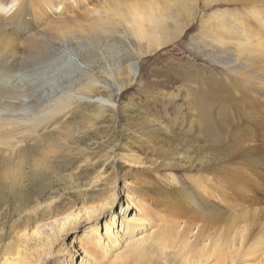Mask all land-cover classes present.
<instances>
[{"label": "rangeland", "instance_id": "obj_1", "mask_svg": "<svg viewBox=\"0 0 264 264\" xmlns=\"http://www.w3.org/2000/svg\"><path fill=\"white\" fill-rule=\"evenodd\" d=\"M24 1L28 2L24 24L13 28L19 32L17 43L24 49L21 71L30 72L43 67V50L35 47L36 42H31L43 38L53 42L79 43L76 51L86 57L85 65L67 72V75L73 73V77H66L70 84L64 85L70 91L79 93L83 91L82 87L87 88L83 85L87 72L97 78L105 72V80L109 79L108 72L117 75L121 72L120 79L126 80L130 75L129 66L137 65V74L126 81L118 95L113 80L109 79L112 89L105 88L103 95L106 100L115 97V109L106 107L102 113L96 103L65 108L61 116L58 114L52 119L42 139H33L29 133L27 135L32 138L20 141L19 134L26 132L25 127L10 137L0 135V264H6V258L15 257L18 251L30 253L40 264H63L55 258L48 259L50 249L60 255L64 264L71 249L76 252L72 264H112L111 257L101 258L102 262H99V257L104 255L88 234L98 229L104 235L105 221L115 216L119 224L122 218H139L150 229L158 226L151 217L152 212L161 217L177 213L175 232L184 227H192L193 231L200 229L206 238L211 235L214 242L219 238L221 241L230 240L231 226L234 225L232 212L242 214L248 211L251 214L257 209L258 213L253 217L259 219L264 208L263 172L258 177L261 188L257 187V178H251L247 182L248 190L239 196L240 177L233 171H218L214 176L226 191L216 193L211 189L212 195L205 196V182H197V179L205 170L206 157L227 156L234 151L235 142L232 140L236 137L232 136H237L239 131L233 129L230 133L232 127L229 126L219 147H213L210 142L202 140L200 122L194 115L195 109H191L195 105V91L201 93L203 90L195 88L190 80L214 72L215 78L227 87L218 99L220 112L228 113L234 122L242 123L240 118H244V111L251 108L264 122V95L243 90L233 92L232 83L239 80L224 68V64L225 67L245 65L249 70L264 71V48L257 50L254 48L256 44H252V49L245 51L251 41L246 44L228 35L222 36L225 39L222 41L216 37L219 28L216 23L223 22L229 30L227 20L244 16L251 9L248 4L227 0L218 3L197 0L194 4L191 0L190 7L187 6L193 10L190 26L178 39L149 53L146 42L139 44L118 17H114L116 22L111 25L101 23L102 28L94 27L100 21H96L92 10H100L105 16L102 8L105 4L126 6L130 0ZM175 15L170 24L178 23L168 24L166 31L173 36H177V26H186L184 14ZM9 16L1 12L0 20ZM73 19L80 29L74 28ZM71 54L76 55L75 52ZM229 60L231 64L226 65ZM65 71L61 69L64 76ZM49 85L45 86L46 89ZM51 86L56 91L54 94H58L57 85ZM51 89L47 90L53 93ZM37 90L40 92L29 95L36 100L34 108H25L26 113L22 114L20 107L11 104L23 94L15 90L5 77L0 78V120L9 129H13L10 128L13 125H8L6 120L30 113L32 116L48 108L52 95H45L43 89ZM147 131H152L155 138L144 140ZM126 154L135 161L124 159ZM263 156L264 152H261ZM176 188L194 197L204 196L210 202L209 207L200 211L193 207H189L190 211L178 210L170 198V190ZM235 195L242 199L243 205L229 208L224 200ZM142 204L146 211H140ZM85 208L97 210V213L86 220L83 213L80 214ZM51 225L56 229L53 230ZM155 229L145 234L150 236ZM169 229L164 228L158 235L170 233ZM25 236L32 239L29 247L24 243ZM87 243L91 249L86 255L82 247ZM209 250L214 252L215 248ZM190 252L194 254V250ZM183 258L184 263L193 264L187 252ZM144 260L148 261L147 258ZM208 262L215 263L213 259ZM256 263L253 257L240 262L222 259V264ZM170 264H180V259L176 257Z\"/></svg>", "mask_w": 264, "mask_h": 264}, {"label": "bare ground", "instance_id": "obj_2", "mask_svg": "<svg viewBox=\"0 0 264 264\" xmlns=\"http://www.w3.org/2000/svg\"><path fill=\"white\" fill-rule=\"evenodd\" d=\"M82 1L84 2V0ZM130 1L131 2L127 5L125 4L126 6L105 4L102 7L105 10V16H103L100 10H92L91 12L96 15V21H100V23L94 24V27L97 29L102 28L101 23L111 25L116 22L114 17H118V21L123 20L124 27L129 30L139 44L146 42L147 52L151 53L153 49L160 50L170 42L178 39L184 33L185 29L190 26L193 10L187 6L190 7L189 3L191 0ZM192 1L194 4L197 3V0ZM209 1L211 3L219 2V0ZM227 1H241L242 4H248L251 9L247 10L242 17L235 20H227L231 25L225 22L227 26H229V30H227L223 22L224 25L221 22L216 23L219 27L216 37H219L222 41L225 40L222 36L228 35L231 39L238 38L246 44L251 41L247 48L244 49L245 51H248L247 49H252V44H256L254 48L257 50L264 48V6L261 5L264 3V0ZM12 2L13 0H0V13L3 12L5 8H8ZM27 3L28 2L24 0H20V3L12 11V14L4 18V20H0V78L5 77L6 80L12 83L15 90H19V92L23 94L21 97L24 98L20 97L17 99L18 101H13L11 104L20 107L23 110L22 114L26 113L24 112L25 108L31 109L36 104L35 98L29 95L40 92L37 89H43V92H46L45 95H47V93L51 94L52 100L49 101L48 108L43 112H37L32 116L30 115L31 113L28 112L30 116L28 114H26L28 116L24 117L23 115H18L19 117L16 119L6 120L8 125H13L10 127L13 129H9L7 125L0 120L1 137L5 135L10 137L13 133L19 134V131H21L20 129L24 130V127L25 129L27 128L26 132L24 131L19 134L20 137L18 139H20V141H24V139H28V137L31 136L33 139L37 137H39V139L44 138L48 128L53 122L52 119L58 114L61 116L62 110L65 108L71 109L73 106L75 107V105L96 103V106L101 109L102 113H105L106 107L115 109V97L111 96V99L106 100L105 95H103L105 88L112 89L109 79L113 80L114 88H116V94L118 95L124 89L126 81L128 82L130 77L136 76L137 74V65L129 66L130 75L126 80L120 79L122 76L121 72H119L118 75L112 71L108 72L107 77L109 79L107 80H105V72L100 74L99 78L93 73L87 72L86 81L83 84L86 85L87 88H83V85L81 87L83 91L87 89L88 91H81L79 93L70 91V89H65L64 85L70 84L68 82L70 79L66 77H73V73L67 75V72H70V69H72L73 72L75 68L79 69L80 65L81 67L85 65L84 60L86 57L76 51V45L79 43L77 41L53 42L43 38L40 40L37 38L31 40L33 43L36 42L35 47H41L43 50V67L30 70V72L21 71L22 61L24 60L22 51H24V49L17 43L19 38H17L16 35L19 34V32H16L13 28L17 24H24ZM144 3H148L147 7L142 6ZM179 12H182L185 16L184 22H186V26L183 27L182 25L176 27L177 36L167 34L168 24L173 22V19L177 16L175 14ZM73 22L74 28L80 29L77 21L73 19ZM177 23L178 22H174V24L170 25L173 26ZM239 31L245 33L240 34ZM219 38H217V40ZM63 50H66V52L63 53ZM71 52H75L76 55L71 54ZM228 64H231V61L226 63V65ZM228 66L225 67L224 64V68L236 75V78L239 80V82L232 83L233 92L238 93L243 90L264 95V71L249 70L245 65ZM61 69L64 71L65 69H69V71H65L66 73L64 76ZM213 75L211 72H207V74L200 75L199 79L195 81L190 80L192 84H195L193 85L195 88L203 90L201 93L195 91V105L193 108L190 107L191 109H195L194 115L200 122L199 130L203 136L202 140L210 142L213 147H219L222 135L229 131V126L232 127L229 131L230 133L233 129L239 132L237 136L236 134L232 136V138L236 137L232 140L235 142L234 151L227 154V156L206 157L205 170L202 171V175L197 179V182H205L206 187H203L206 193L205 196L210 194V197L212 195L211 189L215 190L216 193H219V191H226V188L221 185L218 182L219 180L214 176L215 173L218 171H233L236 176L240 177L239 185L237 186L239 195L245 192V190H248L247 186L249 185L247 182L249 183L251 178H257V187L261 188L262 182L258 177L259 173L260 175L261 172L264 173V156L261 157V152H264V122L251 108L244 111V118H240L242 123L234 122L231 115L228 113L222 114L218 107V99L222 94V90H226L227 87L226 85L222 86L219 80L215 78L214 72ZM50 82H52L51 85H53V87L57 85L56 89L59 91L58 94H54L56 91L51 89L52 86L49 85ZM47 85H49L47 89H51L53 93L46 89L45 86ZM228 98L234 100V97L228 96ZM229 108L231 109V106H229ZM19 123L22 125L17 126ZM29 133L31 136L27 135ZM145 136L147 137H145L144 140L155 138L152 131H147ZM124 159L132 163L135 161L134 157H129L127 154L124 155ZM169 187L170 186H168V188ZM170 191L175 193L174 195L170 193L172 195V197L170 195V198H172V205L178 210L190 211L189 207H193V209L200 211L203 207H209L210 202H208L204 196L202 197L200 195L199 197H194L192 194L180 188ZM235 192L237 193V189ZM241 201L242 199L236 195L233 198L231 197L228 200H224L229 208L234 205H243ZM140 207V211H146L144 204ZM96 211L97 210L92 211L89 208H85L80 210V214L83 213V217L89 220L97 213ZM98 211H102V209H98ZM257 213V209L251 214L248 211L242 214H235L232 212V222H234V225L231 226L232 233L230 234V240L226 241L223 239L221 241V238H219L214 242L215 239H212L211 235L209 238H206L203 231L200 229H195L197 231H193L192 227H187L188 229L184 227L183 230H181V228L179 230L175 228L177 230L175 232L174 226L177 223L178 214H174L173 212L165 217H161L158 213L152 212L151 217L156 220L158 224V226H154L156 229L154 227L149 229V225L147 226L139 218H122L119 224L117 222V216H115L113 219L105 221L104 235L101 234L98 229L90 232L88 235L89 239L94 240L95 245L100 248L101 253L104 255L99 257V262H102L101 258L107 259L111 257L114 260L112 264H170L171 260L177 257L180 259V264H188L184 263L183 258L184 253L187 252L192 258L193 264H209L208 260L210 259H213L215 262L214 264H222L223 258L232 259L233 262H240L248 257L255 258L256 264H264V208L262 209L259 219L253 217V215H257ZM209 214L210 216L215 215L213 213ZM75 217L76 216H73L72 218ZM179 225L181 226V224ZM51 228L53 230L56 229L55 225H51ZM164 228H170V233L158 235ZM256 228L260 231H256ZM152 229H155L153 230V234L147 236L145 233ZM138 236L141 237L138 238ZM31 240L32 239L28 236H25L24 243L27 247H29ZM205 240L208 241L207 244ZM45 246L46 245H44V247ZM210 248H215V251L210 252ZM90 249V243L82 247L86 255L90 252ZM191 250H194V254L190 252ZM75 255V250L71 249L69 255H65V264H72V261L75 260ZM34 256H36V254H34ZM33 258L34 257L28 252L18 251L15 257L6 258L5 262L6 264H40L39 260ZM51 258H55L56 261H60L64 264L60 255L54 253V251L50 249L48 252V259ZM126 258L128 259L123 263ZM146 258L148 261L144 260ZM132 259V262H128Z\"/></svg>", "mask_w": 264, "mask_h": 264}, {"label": "clouds", "instance_id": "obj_3", "mask_svg": "<svg viewBox=\"0 0 264 264\" xmlns=\"http://www.w3.org/2000/svg\"><path fill=\"white\" fill-rule=\"evenodd\" d=\"M20 3V0H13L12 4L3 10V14L5 16L11 15L12 11L17 7V5Z\"/></svg>", "mask_w": 264, "mask_h": 264}]
</instances>
